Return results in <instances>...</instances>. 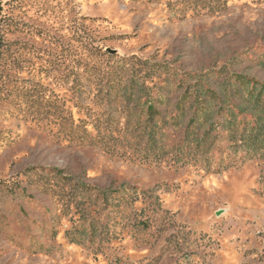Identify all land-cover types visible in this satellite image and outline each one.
Segmentation results:
<instances>
[{
    "label": "rangeland",
    "instance_id": "obj_1",
    "mask_svg": "<svg viewBox=\"0 0 264 264\" xmlns=\"http://www.w3.org/2000/svg\"><path fill=\"white\" fill-rule=\"evenodd\" d=\"M0 40V264H264V154L176 161L139 112L264 82V0H0Z\"/></svg>",
    "mask_w": 264,
    "mask_h": 264
},
{
    "label": "trees",
    "instance_id": "obj_2",
    "mask_svg": "<svg viewBox=\"0 0 264 264\" xmlns=\"http://www.w3.org/2000/svg\"><path fill=\"white\" fill-rule=\"evenodd\" d=\"M185 83L179 77L173 83L164 80L150 90L142 86L145 98L139 103V112L147 120L148 147L161 150L163 139L178 132L172 147L176 161H188L192 153L207 157L213 151L212 143L222 139L229 140L235 152L243 151V157L264 154V82L237 74L216 85ZM172 92H179L173 102L169 98ZM214 150L218 166L231 164L234 151L229 146L218 144Z\"/></svg>",
    "mask_w": 264,
    "mask_h": 264
}]
</instances>
